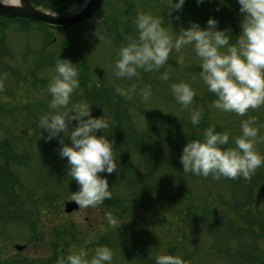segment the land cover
Wrapping results in <instances>:
<instances>
[{"label":"rangeland","instance_id":"1","mask_svg":"<svg viewBox=\"0 0 264 264\" xmlns=\"http://www.w3.org/2000/svg\"><path fill=\"white\" fill-rule=\"evenodd\" d=\"M129 2L134 10L129 17L122 0H105L93 20L79 26L40 32L34 25L18 28L10 23L0 33L4 39L0 52L6 50L0 55V106L10 109L0 114V143L15 146L17 154L15 161L9 159L13 174L5 173L0 186V264H56L49 243L68 254L83 247L89 258L97 246H107L113 252L111 264H155L158 254L179 256L186 264H264V164L248 179L185 174L179 157L184 144L194 138V129H172L151 117L168 115L191 124L190 112L199 110L202 127L197 133L202 140L203 130L214 126L216 132L228 133V143L221 147L230 148L235 147L242 120L253 118L258 138L264 137V104L243 116L213 108L216 97L198 75L200 61L191 45L180 52L173 49L159 70L138 69L139 75L132 78L113 73L120 46L137 35L133 21L138 13L160 17L173 39L189 22L203 28L212 17L218 28L230 29L229 42L234 43L240 33L239 5L217 0L212 7L207 5L212 0L202 4L189 0L181 11L167 14L169 0ZM77 10L78 5L69 9ZM46 39L51 44H45ZM73 54L80 60L75 67L84 84L79 83L70 104L89 103L91 115L108 123L95 134L109 140L120 134L126 143L114 150L116 170L100 173L111 191L105 210L98 205L65 215L62 203L70 200L78 185L67 175L66 158H60L58 146L60 139L71 142L63 133L45 140L47 133L39 129V117L49 111L47 83L55 74L54 64L39 66V58L50 55L55 63V56L71 60ZM164 72L168 80L160 78ZM179 82L195 92L188 107L172 95L170 85ZM146 85L151 86V95L143 100L140 90ZM117 87L127 94H118ZM116 123L128 128L124 133L114 131ZM75 125L73 120L69 130ZM254 146L264 156V139ZM107 212L115 224L106 221ZM62 225L73 227L72 234H60ZM62 253L59 257L67 256Z\"/></svg>","mask_w":264,"mask_h":264},{"label":"clouds","instance_id":"2","mask_svg":"<svg viewBox=\"0 0 264 264\" xmlns=\"http://www.w3.org/2000/svg\"><path fill=\"white\" fill-rule=\"evenodd\" d=\"M203 0H196L197 4ZM239 5L240 33L234 43H230V29L217 27L218 21L209 17L205 27L198 22H189L180 34L173 39L168 29L162 27L161 18L147 13H138L133 24L136 37H128V42L118 50V59L113 65L117 78H132L139 75L138 69L156 71L168 60L173 49L180 52L182 47L191 45L200 61L199 77L207 90L214 94L212 107L221 112H233L243 116L248 109H256L264 104V0H236ZM185 0H169L168 13L179 12ZM0 4L16 9L23 8L22 0H0ZM52 15L51 9L46 10ZM225 49V51H221ZM183 62V57L180 58ZM68 59L58 57L54 65V75L47 83V92L51 99L49 111L39 117V129H43L45 140L67 134L70 144L60 139L58 155L66 158L67 175L74 179L78 190L71 192L69 199L79 210L96 208L104 200L111 198V191L106 176L100 173H113L118 164L114 156L113 143L105 136H97V130L108 128L105 118L93 117L90 104L80 101L70 104V98L79 88L78 71ZM162 80H168L167 72L161 73ZM133 88L135 86L133 85ZM175 100L183 107H188L195 95L194 90L184 82L170 85ZM120 95L127 93L117 87ZM151 95V86L140 90L141 99ZM199 110L190 112L193 126L200 121ZM76 125L70 129L72 121ZM254 119L242 120L240 135L234 138L235 147L222 148L229 140L227 132H216L214 126L203 130V140L191 139L181 150L179 162L185 174L208 177L235 179L250 178L251 174L264 164V156L255 149L258 128ZM106 221L115 224L111 213H105ZM91 238H89L90 242ZM155 264H186L179 256L158 254ZM113 252L107 246H97L89 258L81 247L57 264H111Z\"/></svg>","mask_w":264,"mask_h":264},{"label":"water","instance_id":"3","mask_svg":"<svg viewBox=\"0 0 264 264\" xmlns=\"http://www.w3.org/2000/svg\"><path fill=\"white\" fill-rule=\"evenodd\" d=\"M103 0H88L77 12L67 13L63 15H49L35 6L39 3L33 0H22L23 8L16 9L9 5L0 4V17L2 18H23L31 22L45 23L58 27H70L80 24L88 20L101 5ZM78 206L75 203H66L65 212L71 213L76 210ZM21 250V248H18Z\"/></svg>","mask_w":264,"mask_h":264},{"label":"trees","instance_id":"4","mask_svg":"<svg viewBox=\"0 0 264 264\" xmlns=\"http://www.w3.org/2000/svg\"><path fill=\"white\" fill-rule=\"evenodd\" d=\"M50 58H51L50 55L46 56V58H44V57L39 58V62L41 63V65H44L45 63L49 64L50 62H51V64L55 65V63L50 61ZM55 58L58 59V57H56V56H55ZM70 61L73 64H78L80 62L79 58L75 54L72 55V59ZM79 83L84 84V80L80 79ZM9 110L10 109H5L4 107L0 106V114L4 113V112H9ZM153 119L156 122L158 121L159 123L162 122V123L168 124L172 129H181L184 126H186V128L194 129V131L192 132L191 135L194 136L195 139L202 141V138H201L202 136L199 135V133H197L198 130L201 129L200 127H202V126L199 125V124H201L200 122L197 125L193 126L192 124H184L183 122L178 121V120H176V119H174V118H172L171 116H168V115H165L164 117H153ZM186 128H184V130L188 132V130ZM118 129H119V127L117 129L114 128V131L118 132ZM118 135L120 136V134H118ZM119 136H116L115 139H111L110 140L113 143V149L114 150L117 149L118 144H120L122 141L124 142V139H122V137H119ZM58 148H59V146H58ZM115 151H117V150H115ZM0 159L4 160L3 163L0 164V179H1L0 186H2V185H4L3 184V181H4L3 178H4V175H5L4 172H8L7 171L8 169H6V168H7L8 164H9V159H12L14 161L17 159V155L13 151V147H11V146L7 147V146L2 145V143H0ZM8 174H9V172H8ZM55 248H56V245H54L53 249H55ZM52 259H54V262L57 264V261H56L57 255H56V253H55V256Z\"/></svg>","mask_w":264,"mask_h":264},{"label":"flooded vegetation","instance_id":"5","mask_svg":"<svg viewBox=\"0 0 264 264\" xmlns=\"http://www.w3.org/2000/svg\"><path fill=\"white\" fill-rule=\"evenodd\" d=\"M33 1H38L40 3V7L42 4H49V2H51L50 0H33ZM53 1L54 0H52V2ZM55 4L57 7L61 8L67 4V0H55ZM76 212H79V209Z\"/></svg>","mask_w":264,"mask_h":264}]
</instances>
